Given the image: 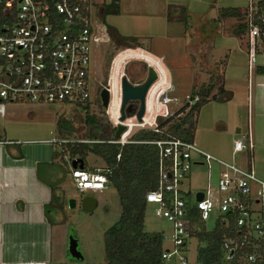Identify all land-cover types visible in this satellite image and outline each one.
<instances>
[{"label":"rangeland","instance_id":"rangeland-1","mask_svg":"<svg viewBox=\"0 0 264 264\" xmlns=\"http://www.w3.org/2000/svg\"><path fill=\"white\" fill-rule=\"evenodd\" d=\"M108 1L110 0H91L95 30L102 37L93 44L91 56L95 79L89 103L85 108L72 103L4 102L3 105L0 104V134L19 140L46 141L44 139L51 137L62 138L64 140L52 143L59 146V152L67 154L64 141L76 139L82 134L85 128V110L95 114L106 124L113 125L114 118L116 119L115 103L111 101L107 108L103 107L98 90L104 85L112 86L111 92L115 94L112 79L114 82L116 78L119 80L121 74H125L130 82L141 81L149 64L145 60L156 64L151 55L147 54L148 50H154L167 74L164 75L165 80L162 78L153 85L155 87L163 83V90L157 100L152 94L148 113L162 109L158 100H161L163 95L167 97V107L173 113L169 122L176 121L185 112V109H178L189 99L191 93L200 97L202 89L209 87V95L214 93L215 98L204 101L196 111L195 117L193 112V141L200 148L223 160H233L237 163L247 160V149L232 152V138L240 137L246 141L247 135L245 137L243 134L247 131V121L249 126L251 124V130L261 118L253 113L250 121V115L246 113L243 104L245 102L240 104L241 97L238 96L237 89L241 85L235 79L238 74H233L232 71L231 74L223 75L222 65L227 60H232L230 66H233L234 70H239L244 75L247 72L246 35L244 28L239 31L236 29H240L239 23H242L243 8L240 7H245L248 0H209L215 8L208 10V13L204 8L205 2L200 0H115L117 12L112 6L108 10L104 9ZM227 6H238L241 16L223 14L221 8ZM106 25L109 26V31ZM220 31L228 34L224 40L218 36ZM238 36L242 45L240 49L233 44ZM129 40L135 41L138 46L134 45L135 42L126 46L124 42ZM263 47L264 37L258 39L256 51ZM222 78L224 88L222 86L223 90L219 92L217 86L222 82ZM232 88H237V97L229 100ZM149 92L151 93V90ZM130 101L136 109L137 101ZM60 117L65 121V125H70V128H65L67 131L59 129ZM163 118L164 116L156 114L155 121ZM127 119L134 120L131 117ZM127 119L124 120L126 125L131 124ZM259 137L254 129L253 136L250 137V157L253 169L264 172V151L259 148L263 147L261 142L257 143ZM84 166L102 167L104 163L97 155L88 152L84 158ZM217 167L219 168L217 164L212 163L209 179L211 185L214 184ZM205 171V164H191L189 174L183 179V187L204 188ZM63 176L61 218L53 220L50 256L41 264H107L103 251V232L118 217L120 203L117 193L110 185L101 190L76 189L65 165ZM84 194H90L95 199L90 210L82 207L81 197ZM71 198L72 204L69 202ZM252 210L257 216L263 214L264 217V202L252 204ZM51 218L53 219V216ZM213 223L211 217L204 221L206 228L212 227ZM143 227L166 235L171 230V223L156 215L153 206L146 203ZM70 239L74 240L75 248L79 252L77 257L70 256L68 252ZM163 244L169 246L171 243L165 240ZM195 244V238H190L184 251L189 261L194 260Z\"/></svg>","mask_w":264,"mask_h":264},{"label":"built area","instance_id":"built-area-1","mask_svg":"<svg viewBox=\"0 0 264 264\" xmlns=\"http://www.w3.org/2000/svg\"><path fill=\"white\" fill-rule=\"evenodd\" d=\"M263 3L264 0H248L242 9L248 68L254 63L258 39L264 37ZM93 11L91 0H0L1 105L12 101L89 103L95 79L91 54L93 44L102 37L95 30ZM158 60L155 61L156 68L152 65L157 77L146 91L140 120L134 115L135 109L122 120L118 119V78L115 82L112 79L115 94L111 92L112 86H107V106L111 101L115 103L113 126L118 122L124 124L119 134L107 141L119 144L134 141L128 135L133 125L145 127L150 124L154 131H161L155 118L156 114L167 117L172 113L166 104L167 97L162 95L158 100L162 104L161 110L148 113L152 94L157 100L163 90V83L154 89V82L165 80L164 66ZM130 117L134 120L127 119ZM126 119L131 124L126 125ZM166 135L147 139L158 148L157 177L156 185L144 193L153 212L171 223L170 232L162 234V260L172 264L188 263L184 251L189 239L195 238V227L189 215L190 208H194L199 221L204 223L211 217L213 222L218 220L221 224L222 264H264V217L263 214L257 216L252 210V204L264 202V179L255 174L252 166L249 133L246 141L234 138L232 142V152L248 149L249 156L243 164L223 160L197 146L193 139ZM44 140L60 142L64 139L51 137ZM212 163L219 166L213 185L209 184ZM191 164H205L204 188L183 187ZM107 171L105 166L89 169L69 165L72 182L80 190L107 187ZM196 191L202 193L199 199L195 198ZM165 240L171 244L164 245Z\"/></svg>","mask_w":264,"mask_h":264},{"label":"trees","instance_id":"trees-1","mask_svg":"<svg viewBox=\"0 0 264 264\" xmlns=\"http://www.w3.org/2000/svg\"><path fill=\"white\" fill-rule=\"evenodd\" d=\"M110 6L117 12L115 0L108 1L104 9L108 10ZM221 11L225 15L241 16L240 9L236 6L222 7ZM239 28L236 30L244 28L243 22L239 23ZM106 29L109 31L108 25ZM131 42L135 41L129 40L124 43L130 46ZM134 45L138 46L136 42ZM222 90V82H220L217 91L222 92ZM200 95L198 97L191 93L189 99L178 109L179 111L185 109V112L176 121L169 122L173 113L159 120L157 123L161 131H154L148 126L139 127L130 135L134 141L123 144L107 141L106 139L113 137L115 127L110 123H103L95 114L87 113L85 110L83 118L85 128L82 134L76 139L64 141L69 159L80 157L84 164L88 152L97 155L108 168L106 172L108 184L117 193L120 203L118 217L103 232V251L107 264H172L165 263L160 257L162 233L146 230L143 227L146 206L144 193L156 185L157 177L158 148L155 143L148 142L147 139L166 137V133L185 140L192 139L193 112L196 113L199 106L207 99L215 98L214 93L209 95V87L202 89ZM86 105L77 106L85 108ZM134 107L132 101L128 102L125 113L131 114ZM62 119V117L58 119L59 129L67 131L70 125H65ZM53 196L52 194V198ZM189 211L195 227L193 236L196 238V246L194 260L186 264H222L219 247L222 236L221 224L217 220L212 227L205 228L204 223L197 219V211L194 208H190Z\"/></svg>","mask_w":264,"mask_h":264},{"label":"crops","instance_id":"crops-1","mask_svg":"<svg viewBox=\"0 0 264 264\" xmlns=\"http://www.w3.org/2000/svg\"><path fill=\"white\" fill-rule=\"evenodd\" d=\"M203 1L206 13L210 9L214 10L213 2L200 0V2ZM226 35H228L227 32L220 31L218 36L224 40ZM233 44L239 49L242 47L239 36ZM148 52L145 53L151 55L153 61L158 60L157 52L154 50L153 52L148 50ZM145 61L150 64V60ZM255 61L249 68L246 61L247 72L244 75L243 72L234 70L233 66H230L233 63L232 60H227L222 65V74L232 71L233 74H238L235 79L241 87L232 88L228 99L237 97L235 96L237 89L238 96L241 97L240 104L245 102L243 104L246 107V113L250 115V121L253 113L262 119L251 130V124L249 126L247 121V131L243 136L246 137L250 133L252 138L255 129L260 136L257 143L261 142L260 145L263 146L259 148L264 151V47L256 51ZM151 65L156 67V64ZM164 72L166 75L165 67ZM223 82L222 78V86ZM234 138L240 137H233L232 140ZM246 161L239 163L243 164ZM64 165L69 171L71 162L68 154L59 152V146L52 142L40 139L19 140L0 134V264H30L32 262L41 264L50 256L53 220L61 218ZM82 166H84L83 163ZM91 168L93 167H89ZM254 172L258 177L263 178L264 172L258 169ZM74 187L78 189L75 185ZM53 201H55L54 207H52Z\"/></svg>","mask_w":264,"mask_h":264},{"label":"water","instance_id":"water-1","mask_svg":"<svg viewBox=\"0 0 264 264\" xmlns=\"http://www.w3.org/2000/svg\"><path fill=\"white\" fill-rule=\"evenodd\" d=\"M157 74L155 72V69L152 65H147L146 75L145 77L139 81V82H130L125 74H121L119 77V85H120V101H119V115L118 119L122 120L124 117H126V113L124 111L125 104L130 100H136L137 101V107L134 111V115L137 120H140L141 115L144 110V97L146 94V91L150 84L156 79ZM99 98L100 103L103 107L107 106L108 103V87L106 85L102 86L99 90ZM151 127V125H147ZM124 128V124L121 122L116 123L113 136H117L119 132ZM138 125H133L129 131V136L138 129ZM72 166H82V159L80 157H73L70 159ZM202 196L201 191H196L195 198L199 199ZM94 197L90 194H84L81 197V203L82 207L85 210H90L94 206ZM69 202L72 204L73 199H69ZM68 252L70 256L77 257L79 256V252L75 248V242L73 239L69 240L68 244Z\"/></svg>","mask_w":264,"mask_h":264},{"label":"bare ground","instance_id":"bare-ground-1","mask_svg":"<svg viewBox=\"0 0 264 264\" xmlns=\"http://www.w3.org/2000/svg\"><path fill=\"white\" fill-rule=\"evenodd\" d=\"M119 55V54H118ZM112 64H113V62H112ZM164 69V68H163ZM110 73V72H109ZM165 79H166V77H165ZM109 80H110V78H109ZM110 103V102H109ZM109 105V104H108Z\"/></svg>","mask_w":264,"mask_h":264},{"label":"flooded vegetation","instance_id":"flooded-vegetation-1","mask_svg":"<svg viewBox=\"0 0 264 264\" xmlns=\"http://www.w3.org/2000/svg\"><path fill=\"white\" fill-rule=\"evenodd\" d=\"M100 90V89H99ZM99 90H98V93H99Z\"/></svg>","mask_w":264,"mask_h":264}]
</instances>
